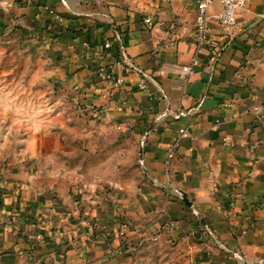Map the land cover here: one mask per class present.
<instances>
[{
  "label": "crops",
  "instance_id": "0c3cea01",
  "mask_svg": "<svg viewBox=\"0 0 264 264\" xmlns=\"http://www.w3.org/2000/svg\"><path fill=\"white\" fill-rule=\"evenodd\" d=\"M5 3L22 41L0 48V264H264V0L228 34L214 2L186 77L196 0ZM111 65L120 86L97 75Z\"/></svg>",
  "mask_w": 264,
  "mask_h": 264
},
{
  "label": "built area",
  "instance_id": "2783aa9c",
  "mask_svg": "<svg viewBox=\"0 0 264 264\" xmlns=\"http://www.w3.org/2000/svg\"><path fill=\"white\" fill-rule=\"evenodd\" d=\"M250 0H196V15L194 20V39L196 44V52L193 58L191 59V62L188 65L182 66L181 72L184 77L190 75L193 72V67L198 62L197 54L201 52L204 48L208 47L212 43V37L209 34L208 31V21L210 18V7L214 2L219 3L220 10L215 15V18L217 20V23L219 27L221 28L222 32L225 34H228L235 30L238 27V12L244 8L246 4H248ZM55 19H57L59 22L62 21V17L56 15ZM144 22L148 25H151V17L146 16L144 18ZM174 41L170 42V45H173ZM111 42L109 40L104 41L103 48L105 50L111 49ZM101 51L97 50L95 51L94 55L96 57L101 56ZM115 65H111L108 67L99 66L97 69V75L98 77L106 80L108 83L112 84L113 86H120L122 84V79L117 78L115 75L116 70ZM143 87V81L139 84ZM124 105V106H123ZM121 105V109H128L129 105L123 104ZM252 111L256 114L264 111V104L255 105L252 107ZM189 135L188 128H182L179 129L176 136L173 138L171 143L169 144L168 148L165 152V158L166 160H169L173 158L176 149L178 148L181 140ZM225 144H228L227 141H224ZM96 228L100 229L102 231V235L104 238H110L114 236V230L107 228V225L103 224H96ZM126 230L125 227L118 229L116 232L117 237H120L123 240V243L121 246L111 248L109 250V255H115L117 253H120L122 251V248L124 246H127L129 243V239L126 236ZM156 237V236H152ZM76 264H83V263H76Z\"/></svg>",
  "mask_w": 264,
  "mask_h": 264
},
{
  "label": "rangeland",
  "instance_id": "374dc122",
  "mask_svg": "<svg viewBox=\"0 0 264 264\" xmlns=\"http://www.w3.org/2000/svg\"><path fill=\"white\" fill-rule=\"evenodd\" d=\"M6 3H5V5H0V11H2V13H0V48H2L3 46L16 47V45L20 44L22 41V40H20L21 35L17 36V34L15 35V33L10 30V26H11L14 19H11L12 17L10 16V13L6 7ZM1 6H2V8L4 7V9H1ZM22 38H24V37H22ZM0 50H2V49H0ZM5 55H8V50L5 51V53H4V51L0 52V62L2 60H4ZM23 60H24V58H22L20 53L15 52L13 54V56H12L13 68H14L13 72L17 73V75H14V76H21V72L23 70H22V65L20 64V62ZM26 75H27V73H26ZM23 76H25V75H23ZM110 140L111 139H109V141ZM82 149H83L82 154H84V157L90 158V157L96 155L93 153V152H96L94 150H89L87 148H82ZM80 152L81 151H77V155L80 154ZM113 152H114L113 150H110L108 153V156H110ZM153 239L156 240L155 238H153ZM161 249L163 250V252L164 251L168 252V249L164 250L163 247ZM163 256L158 255V258H157L156 262H154V263L155 264H165V262H164L165 256L164 257ZM168 258H169V256H168ZM167 264H169V263H167ZM171 264H178V260L173 261Z\"/></svg>",
  "mask_w": 264,
  "mask_h": 264
},
{
  "label": "water",
  "instance_id": "95a60500",
  "mask_svg": "<svg viewBox=\"0 0 264 264\" xmlns=\"http://www.w3.org/2000/svg\"><path fill=\"white\" fill-rule=\"evenodd\" d=\"M25 20H28L29 22H30V26H33L34 24H33V21L32 20H29L28 18L26 19V18H24ZM21 22H23V19L21 20V19H17V20H15V22H14V24H13V27L14 26H16V25H18L19 23H21ZM143 141H144V138H142L141 139V141H140V144H139V158H140V160H141V153H142V145H143ZM181 194V198H182V200L188 205V206H191V202L187 199V197H186V194H184V193H180Z\"/></svg>",
  "mask_w": 264,
  "mask_h": 264
},
{
  "label": "trees",
  "instance_id": "16d2710c",
  "mask_svg": "<svg viewBox=\"0 0 264 264\" xmlns=\"http://www.w3.org/2000/svg\"><path fill=\"white\" fill-rule=\"evenodd\" d=\"M48 24H49V22H48ZM112 149V146H109V148H107V149H105L104 151H102V153L101 154H99L97 157L98 158H101V159H104L106 156H107V154L109 153V151ZM96 158V157H95ZM96 162L98 163L99 161H98V159L96 158ZM129 228L130 227V225L128 224V222H124V225H123V228ZM153 238L154 237H150V239L151 240H153ZM156 238V237H155Z\"/></svg>",
  "mask_w": 264,
  "mask_h": 264
}]
</instances>
